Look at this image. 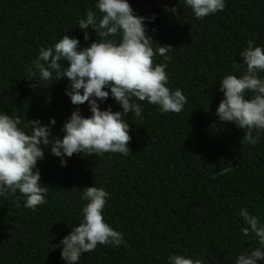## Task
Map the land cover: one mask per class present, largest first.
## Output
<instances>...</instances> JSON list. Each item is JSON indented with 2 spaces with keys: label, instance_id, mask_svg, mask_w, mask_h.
Returning a JSON list of instances; mask_svg holds the SVG:
<instances>
[{
  "label": "trees",
  "instance_id": "1",
  "mask_svg": "<svg viewBox=\"0 0 264 264\" xmlns=\"http://www.w3.org/2000/svg\"><path fill=\"white\" fill-rule=\"evenodd\" d=\"M129 3L140 15L155 14L146 21L148 35L174 47L166 62L168 86L179 87L187 103L180 113H161L138 101L140 117H126L127 156L74 154L61 166L45 150L37 167L48 186L46 202L32 210L19 192L0 197V264H65L53 245L78 224L85 203L80 188L92 183L109 192L105 219L126 244H98L78 264H166L173 252L204 264H234L239 252L254 246L251 234L240 236L237 212L244 207L264 223V132L255 146L240 143L243 131L231 122L219 124L215 109L222 98L218 79L241 61L239 50L249 39L264 46V0H226L224 10L201 20L183 0ZM165 3L177 4V14L165 12ZM88 8L94 0H0V111L23 124L37 118L47 124L54 117L51 131L62 135L63 122L77 107L64 94L66 79L32 89L24 76L40 46L65 34L86 46L75 24ZM88 31L90 43L95 35ZM108 105L119 110L111 96L100 106ZM79 108L90 115L87 102ZM226 166L233 170L211 178Z\"/></svg>",
  "mask_w": 264,
  "mask_h": 264
},
{
  "label": "clouds",
  "instance_id": "2",
  "mask_svg": "<svg viewBox=\"0 0 264 264\" xmlns=\"http://www.w3.org/2000/svg\"><path fill=\"white\" fill-rule=\"evenodd\" d=\"M183 6L201 20L224 10L226 0H183ZM177 8V4L163 5V10L171 14H177ZM154 19L155 14L151 17L138 14L129 0H94V8L86 9L75 24L83 30L86 46L81 45L78 37L65 34L38 48L24 76L29 81L28 87L44 89L53 84H48L50 80L66 79L64 94L77 107L66 117L59 136L51 131L54 117L47 124L39 118L23 124L20 117L0 111V197L19 192L23 206L32 210L46 202L48 186L41 182L37 167L38 161L45 157V150L58 157L61 166L74 154L127 156L131 136L126 117L129 113L130 119L140 117L142 104L138 101L156 106L161 113L183 110L186 95L179 87L168 86L166 62L174 47L155 42L147 32L146 21ZM89 28L95 35L90 43ZM239 55L242 59L232 64L233 71L218 79L222 98L215 115L219 124L231 122L243 131L240 143L255 146L264 132V46L249 39ZM156 56L163 57V62H155ZM109 96L119 110L113 111L111 105L101 108ZM85 102L90 112L87 116L79 108ZM232 170L231 166L220 168L211 178ZM80 189V200L85 203L79 222L68 226L70 231L53 245L60 249L65 264H78L81 255L94 251L98 244L112 247L126 244L123 233L105 219L109 192L93 183ZM237 215L243 221L240 236L246 239L251 234L254 246L250 244L239 252L234 264H264V223L244 207L239 208ZM166 264L204 262L186 253L173 252L167 256Z\"/></svg>",
  "mask_w": 264,
  "mask_h": 264
}]
</instances>
